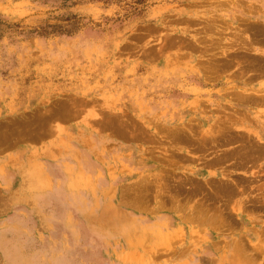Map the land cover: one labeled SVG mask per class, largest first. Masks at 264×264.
Instances as JSON below:
<instances>
[{"label": "rangeland", "instance_id": "374dc122", "mask_svg": "<svg viewBox=\"0 0 264 264\" xmlns=\"http://www.w3.org/2000/svg\"><path fill=\"white\" fill-rule=\"evenodd\" d=\"M261 61L264 0H0L8 133L69 167L10 208L15 261L264 264Z\"/></svg>", "mask_w": 264, "mask_h": 264}, {"label": "crops", "instance_id": "0c3cea01", "mask_svg": "<svg viewBox=\"0 0 264 264\" xmlns=\"http://www.w3.org/2000/svg\"><path fill=\"white\" fill-rule=\"evenodd\" d=\"M28 105V98L19 90L0 88V127L7 131L0 133V255L5 256L4 264H13L15 256L21 254L18 236L14 235L16 241L7 244L2 241L11 238L12 232H18L7 219L10 208L31 201L37 203L40 189L54 182L53 176L66 173L69 168L60 152L53 150L47 155L45 145L36 144L24 134L8 133L10 126L24 119Z\"/></svg>", "mask_w": 264, "mask_h": 264}, {"label": "bare ground", "instance_id": "6f19581e", "mask_svg": "<svg viewBox=\"0 0 264 264\" xmlns=\"http://www.w3.org/2000/svg\"><path fill=\"white\" fill-rule=\"evenodd\" d=\"M238 59V58H236ZM254 59V58H253ZM258 60V59H257ZM238 62V60H236ZM240 61V60H239ZM261 62H264V61H261ZM264 75V74H263ZM255 93V92H254ZM257 97H259L261 100H264V96L259 94V93H255ZM13 264H18L15 259L13 260Z\"/></svg>", "mask_w": 264, "mask_h": 264}]
</instances>
